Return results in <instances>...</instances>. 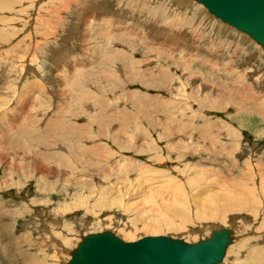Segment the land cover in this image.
Wrapping results in <instances>:
<instances>
[{
  "label": "rangeland",
  "instance_id": "obj_1",
  "mask_svg": "<svg viewBox=\"0 0 264 264\" xmlns=\"http://www.w3.org/2000/svg\"><path fill=\"white\" fill-rule=\"evenodd\" d=\"M0 136V264L217 226L236 234L220 264H259L264 47L196 0H0ZM231 179L257 188L258 217L200 222L235 202Z\"/></svg>",
  "mask_w": 264,
  "mask_h": 264
},
{
  "label": "water",
  "instance_id": "obj_2",
  "mask_svg": "<svg viewBox=\"0 0 264 264\" xmlns=\"http://www.w3.org/2000/svg\"><path fill=\"white\" fill-rule=\"evenodd\" d=\"M210 13L264 47V0H196ZM235 239L230 227H215L196 242L167 234L125 240L111 230L82 236L66 264H218Z\"/></svg>",
  "mask_w": 264,
  "mask_h": 264
},
{
  "label": "bare ground",
  "instance_id": "obj_3",
  "mask_svg": "<svg viewBox=\"0 0 264 264\" xmlns=\"http://www.w3.org/2000/svg\"><path fill=\"white\" fill-rule=\"evenodd\" d=\"M208 10V9H207ZM209 12V11H208ZM210 13V12H209ZM210 14H212V13H210ZM212 15H214V14H212ZM215 16V15H214ZM109 20V19H108ZM173 48V47H172ZM196 52V51H195ZM226 63H228V61L226 62ZM255 105V104H254ZM259 105V104H258ZM251 106V105H250ZM245 110V109H244ZM247 111V110H246ZM194 116V115H193ZM9 127V126H8ZM6 132V131H5ZM3 133V132H2ZM7 135V134H6ZM1 137V136H0ZM3 137V136H2ZM2 140V139H1ZM4 144V143H3ZM5 145V144H4ZM174 145V144H173ZM1 147V146H0ZM2 147H3V145H2ZM77 148V147H76ZM40 153V152H39ZM38 155V154H37ZM40 156H41V154H40ZM44 158H46V157H49V155L47 156V154H44V155H42ZM40 158V157H39ZM46 160H48V159H46ZM25 161V160H24ZM42 161V160H41ZM44 161V160H43ZM40 162V161H36V160H34V159H27V163H28V165H33L35 168H38V169H44V163L46 162V161H44V162ZM26 163V162H25ZM26 163V164H27ZM41 163L43 164V165H41ZM23 167V166H22ZM28 167V166H27ZM7 173H8V171H7ZM263 177H261V179H262ZM86 183H89V184H91V182L90 181H87ZM241 184H243L242 182H237V181H234V180H230V182H228V183H225L223 186H222V188L224 189V188H227V187H232L231 188V191L235 194V196H227L226 197V200L227 201H235V202H233V203H228L227 205H225V207L224 208H222V209H217V210H213V207H208V209H207V211H206V213H208V215H206L205 217H203V219L200 221V222H206V221H210V220H213V221H217V222H222V224L223 223H227V217H228V214L230 213V212H234V213H236V212H242V211H246L249 215H251V216H253V218L257 215V217H258V209H260V206H262V202L264 203V188L262 189V191H260L262 194H261V196L263 195V201L262 202H260V199L258 198V196H259V194H258V191H257V188H249V187H246V188H242V190H244V192L243 191H239L238 189H236V187L235 186H237V185H241ZM85 186V185H84ZM261 190V189H260ZM243 193H244V195H243ZM198 194V193H197ZM201 195V194H200ZM202 196V195H201ZM243 196V197H242ZM199 200V199H198ZM1 202H3V201H1ZM1 202H0V204H1ZM106 203H107V201H106ZM198 203H200V202H198ZM107 205H108V203H107ZM109 206V205H108ZM203 208V204L201 203L199 206H198V209H202ZM262 211V210H261ZM11 212V211H10ZM64 213V212H63ZM196 213H197V211H196ZM262 213V212H261ZM230 215V214H229ZM233 215V214H232ZM235 215H233L232 216V218H234L235 219ZM262 220H261V223H262V225H260V226H263L264 227V208H263V213H262V218H261ZM165 221H167V222H165ZM164 222H162V221H160L159 220V218H155V219H153V221L152 222H150L149 224H145L146 225V227L147 226H149L150 227V225L151 226H154L155 227V229H160V227L161 226H163V225H166V226H168V227H170V228H176L175 227V225L172 223V222H170V221H168V220H165ZM189 221L188 220H184V219H182V220H180V223L178 224V226H180V227H187L188 225H189ZM233 223V222H232ZM218 224V223H217ZM84 225V224H83ZM225 225V224H224ZM162 228V227H161ZM161 230V229H160ZM177 230H178V228H177ZM203 230V229H202ZM83 235H85V234H81L80 236H81V238H82V236ZM235 236H236V234H235ZM80 241V240H79ZM78 241V242H79ZM78 242H77V244H78ZM240 244V243H239ZM77 246V245H76ZM75 246V247H76ZM230 246V245H229ZM239 246V245H238ZM75 247H73V248H75ZM60 249V248H59ZM72 249V248H71ZM69 250V253L72 251V250ZM263 249L264 248H262V249H259V248H256L255 250H253L252 252H251V254L248 256V257H245V259H248V258H252L253 257V255H255V257H253V258H256V261H257V263H259V264H264L263 263V261H262V259H264V251H263ZM251 250V249H250ZM71 254V253H70ZM54 255V254H53ZM67 262H65V264H66ZM218 264H220V263H218ZM241 264H244V263H241ZM255 264V263H254Z\"/></svg>",
  "mask_w": 264,
  "mask_h": 264
},
{
  "label": "crops",
  "instance_id": "obj_4",
  "mask_svg": "<svg viewBox=\"0 0 264 264\" xmlns=\"http://www.w3.org/2000/svg\"><path fill=\"white\" fill-rule=\"evenodd\" d=\"M202 53V52H201Z\"/></svg>",
  "mask_w": 264,
  "mask_h": 264
}]
</instances>
